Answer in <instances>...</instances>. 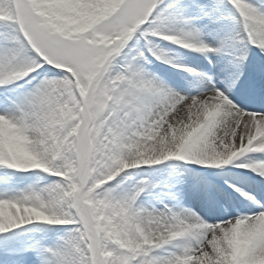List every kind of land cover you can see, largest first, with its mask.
Segmentation results:
<instances>
[{
    "label": "snow or ice",
    "instance_id": "snow-or-ice-1",
    "mask_svg": "<svg viewBox=\"0 0 264 264\" xmlns=\"http://www.w3.org/2000/svg\"><path fill=\"white\" fill-rule=\"evenodd\" d=\"M0 264H264V0H0Z\"/></svg>",
    "mask_w": 264,
    "mask_h": 264
}]
</instances>
